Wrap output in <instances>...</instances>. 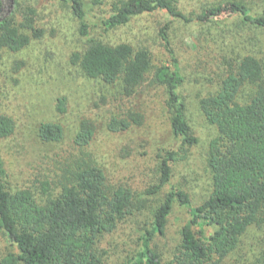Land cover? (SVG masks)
I'll return each mask as SVG.
<instances>
[{
	"label": "rangeland",
	"instance_id": "374dc122",
	"mask_svg": "<svg viewBox=\"0 0 264 264\" xmlns=\"http://www.w3.org/2000/svg\"><path fill=\"white\" fill-rule=\"evenodd\" d=\"M117 1L101 0L102 5L94 9L108 15ZM175 2L187 21L156 11L137 16L128 26L105 36L110 44L129 43L135 49L146 48L151 54L149 75L129 99L122 95L121 80L109 86L83 74L75 55L83 53L85 42L67 5L59 0L4 3L2 15L10 16L17 25L23 23L25 12L33 10L35 28L43 33L41 38H32L21 51L0 50V116H10L16 122L15 134L0 144L9 185L15 189L30 187L40 200L41 194H48L46 190L52 182L70 176L79 164L87 163L103 169L110 185L130 188L137 205H143L142 210L106 236V264H129L140 250V230L152 222L153 212L171 188H164L157 195L146 194L158 183L159 157L166 151H181L173 164L171 185L185 191L194 206L209 197L212 186L207 155L218 133L203 115L200 101L219 90L230 65L241 57L251 54L264 63V29L238 15L226 17L221 13H228L230 4L238 2L259 16L264 11V0ZM216 13L218 16L213 15ZM167 23H171V43L185 77L180 91L186 105L185 118L198 139L191 147H183L174 137L166 105L167 91L154 78L158 68L171 64L160 38ZM26 33L32 35L30 31ZM247 93L248 89L244 95ZM60 98L66 99L64 113L58 112ZM131 112L144 117L141 126L133 125L118 133L109 131L108 123L113 117L125 118ZM86 118L95 123L96 134L89 146L79 148L75 138L80 122ZM43 123L61 125L63 140L42 141L39 128ZM188 223V210L176 203L165 233L152 243L163 262L173 257ZM245 240L246 246L225 264H263L259 251L264 245V231L251 229ZM9 251L14 248L0 232V259Z\"/></svg>",
	"mask_w": 264,
	"mask_h": 264
},
{
	"label": "trees",
	"instance_id": "16d2710c",
	"mask_svg": "<svg viewBox=\"0 0 264 264\" xmlns=\"http://www.w3.org/2000/svg\"><path fill=\"white\" fill-rule=\"evenodd\" d=\"M59 1L71 9L78 22V34L85 42L83 53L75 55L83 74L109 86L121 80L122 95L128 99L149 75L151 54L146 48L135 49L129 43L110 44L105 36L128 26L137 16L156 11L187 21L175 0H119L108 15L94 9L102 5L101 0ZM4 3L0 0V50L18 52L43 33L35 28L33 10L25 12L23 23L17 25L13 18L2 15ZM221 13L226 17L238 15L264 29V11L254 16L245 5L233 2L228 13ZM170 30L171 23L165 24L160 38L171 64L158 68L154 78L167 91L166 105L174 137L183 147H191L198 139L185 118L186 105L180 92L185 77ZM230 67L219 90L200 101L203 115L218 133L207 155L211 194L201 205L194 206L185 191L171 185L173 164L181 151L172 149L160 156L158 183L146 194L157 195L164 188H171L153 212L152 222L140 230V250L129 264H225L246 246L251 229L264 231V63L247 54ZM247 89L249 94L244 95ZM65 104L66 99L60 98L58 112L66 111ZM143 122L141 114L131 112L125 118L113 117L108 129L118 133ZM15 131V120L0 116V144ZM95 134V123L83 119L76 146L86 148ZM39 137L47 143L60 142L64 138L63 127L43 123ZM46 191L48 194H41L39 200L38 193L30 187H11L0 155V232L14 248L0 259V264H106V236L140 213L143 206L137 205L130 188L110 185L104 170L94 164H79L70 176L52 182ZM176 203L188 210L189 223L182 230L181 244L173 257L163 262L152 243L165 233ZM259 254L264 264V245Z\"/></svg>",
	"mask_w": 264,
	"mask_h": 264
}]
</instances>
